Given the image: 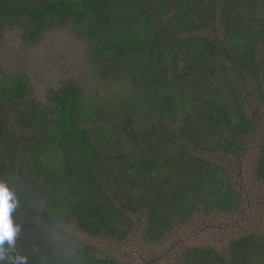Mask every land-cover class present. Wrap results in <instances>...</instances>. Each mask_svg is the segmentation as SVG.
<instances>
[{"label":"trees","instance_id":"obj_1","mask_svg":"<svg viewBox=\"0 0 264 264\" xmlns=\"http://www.w3.org/2000/svg\"><path fill=\"white\" fill-rule=\"evenodd\" d=\"M10 28L28 43L70 30L106 92L69 79L40 100L28 75L0 70V181L19 226L0 264H121L70 229L122 242L141 217L160 245L238 214L230 167L248 151L264 184V0H0V38ZM226 249L189 247L176 264H264V224Z\"/></svg>","mask_w":264,"mask_h":264},{"label":"rangeland","instance_id":"obj_2","mask_svg":"<svg viewBox=\"0 0 264 264\" xmlns=\"http://www.w3.org/2000/svg\"><path fill=\"white\" fill-rule=\"evenodd\" d=\"M21 35L18 29L10 28L0 38V70L28 75L38 99L45 100L50 90H57L69 79L82 85L91 96L106 92L92 78L88 46L70 30L48 31L37 43L25 42ZM253 151H257L255 146ZM225 162L229 167V161ZM254 162L255 156L248 151L242 160L234 159L230 167L235 188L243 200L242 212L197 217L191 224L173 229L160 245L143 240L145 220L141 217H133L134 228L122 242L93 239L73 228L70 230L96 255L108 256L121 264H176L183 249L201 245L212 246L225 254L232 239L264 224V184L254 177Z\"/></svg>","mask_w":264,"mask_h":264},{"label":"clouds","instance_id":"obj_3","mask_svg":"<svg viewBox=\"0 0 264 264\" xmlns=\"http://www.w3.org/2000/svg\"><path fill=\"white\" fill-rule=\"evenodd\" d=\"M16 206L15 195L10 191L8 185L4 181H0V261H3L7 251H14L16 235L19 232V226H14L11 220V211ZM5 242L9 246L4 247ZM12 264H25L26 257L17 255L9 257Z\"/></svg>","mask_w":264,"mask_h":264}]
</instances>
